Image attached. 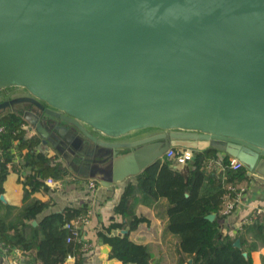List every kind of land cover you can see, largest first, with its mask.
<instances>
[{"label":"water","instance_id":"95a60500","mask_svg":"<svg viewBox=\"0 0 264 264\" xmlns=\"http://www.w3.org/2000/svg\"><path fill=\"white\" fill-rule=\"evenodd\" d=\"M8 113L106 188L170 146L264 182V0H0Z\"/></svg>","mask_w":264,"mask_h":264},{"label":"trees","instance_id":"16d2710c","mask_svg":"<svg viewBox=\"0 0 264 264\" xmlns=\"http://www.w3.org/2000/svg\"><path fill=\"white\" fill-rule=\"evenodd\" d=\"M0 124L5 128L0 133V194L10 171L23 172L20 182L24 190L22 204L14 215L10 214L13 207L0 199V240L6 247L28 252L29 264H82L86 251L73 231L83 232L84 225L76 227L72 221L85 215L88 206L67 205L38 219L48 202L31 197L34 191L47 188L48 177L63 179L70 171L57 154L49 155L36 148L42 143L41 138L36 133L26 134L21 116L8 113L0 118ZM219 152L210 147L195 150L193 158L182 163L164 155L136 174L135 181L125 185L114 206L122 221L101 224L96 230L101 240L110 244L109 256L123 263L152 264L148 246L129 238V232L146 220L134 211L141 195L146 203L166 198L167 229L178 237V250L188 258L187 264H250L243 252L255 245L247 246L243 232L252 229L261 238L264 213L257 212L250 223L235 233L222 231L219 220L225 217L222 210L228 185L243 187L251 177L243 165L231 168L227 154L221 158V168L214 167ZM209 214H214V218L210 219ZM126 228L128 231L121 233ZM236 239L240 245L235 244ZM69 257L74 258L72 263H66Z\"/></svg>","mask_w":264,"mask_h":264},{"label":"crops","instance_id":"0c3cea01","mask_svg":"<svg viewBox=\"0 0 264 264\" xmlns=\"http://www.w3.org/2000/svg\"><path fill=\"white\" fill-rule=\"evenodd\" d=\"M23 127L26 128L27 135L34 132L32 129H28L27 124ZM36 148L49 155L55 154L49 144L40 143ZM16 150V147L13 148L14 152ZM21 151L24 152L25 148ZM222 156L223 154L217 153V158L213 163L217 169L221 168ZM22 174L23 172L10 171L2 182L3 192L0 195L3 196V199H0L13 207L10 210L11 215H14L22 204L24 195L23 185L20 182ZM69 174L73 178H66L61 187L47 184L45 180L47 188L36 190L31 194L32 198L48 202L37 218L59 211L67 205L82 206L86 204L90 214L88 221L83 226V234L89 242V247L85 250L82 264H124L116 257L109 256L111 246L101 240L96 234V230L101 224L122 221L121 214L114 211V206L125 185L129 181H135L134 176L126 177L123 181L115 184L113 188H106L98 183L94 189H90L87 185L88 178L79 177L71 172ZM166 205L167 200L164 197L146 203L142 196L138 195L134 211L137 215L144 216L146 220L140 222L135 229L129 232V238L135 243L148 246L152 264H187L188 258L178 250V237L167 229ZM257 212L264 213V182L251 177L233 212L219 220L222 231L235 233L237 229H242L243 225L250 223ZM32 223L35 224L36 220H33ZM243 234L247 246L255 245L249 251H247L248 249L244 251L249 257L250 264H264V233H261L262 237L260 238L255 235L252 229H244ZM0 255L3 264H29L27 263L28 252L17 247L0 248ZM73 261V257L66 259V263Z\"/></svg>","mask_w":264,"mask_h":264},{"label":"built area","instance_id":"2783aa9c","mask_svg":"<svg viewBox=\"0 0 264 264\" xmlns=\"http://www.w3.org/2000/svg\"><path fill=\"white\" fill-rule=\"evenodd\" d=\"M4 129H5L4 125L0 124V133L3 132ZM33 133L34 132H32L31 134ZM194 151L195 150L189 148H182V147L174 148L173 146H170L167 148L164 155L167 157H174L176 161L182 163L187 160H191L193 158ZM0 160L1 161L3 160L1 149H0ZM229 166L231 168H238L242 166V163L236 157L229 156ZM68 177L73 178V176H70V174L66 175L63 179H58V180L49 177L46 179V183L54 187H61L64 183V180ZM87 185L90 189H94L96 185H98V183L93 179H88ZM227 189H228V193L224 199V208L222 210V213L225 215V217L231 214L235 209L236 203L242 197V194L245 190V186L236 188L233 185H228ZM89 214H90V210L88 209L85 215H79L76 219L72 221V224H74L76 227H78L79 225L81 226V224L84 225L88 221ZM67 226L69 227V225ZM73 232L78 239L83 241L82 247L84 250H86L89 247V242H87V240L85 239L83 232L78 230ZM0 248L6 249V246L3 244L1 240H0Z\"/></svg>","mask_w":264,"mask_h":264},{"label":"flooded vegetation","instance_id":"af4514ba","mask_svg":"<svg viewBox=\"0 0 264 264\" xmlns=\"http://www.w3.org/2000/svg\"><path fill=\"white\" fill-rule=\"evenodd\" d=\"M9 95H10V94H8V93L6 94V93H5V94H4V97L2 98V100L5 99V98H7V97H9ZM28 107L30 108V107H32V106L29 105ZM45 119H50V118H49V117H45ZM50 121H51V119H50ZM52 121L55 122V123H58V124H61V123H62L63 125H67L66 123L62 122V120H59V119H54V120L52 119ZM49 137H50V136H47L45 139H50L51 137H50V138H49ZM55 154H57V153L55 152ZM57 155H58V154H57ZM58 157H59V156H58Z\"/></svg>","mask_w":264,"mask_h":264},{"label":"rangeland","instance_id":"374dc122","mask_svg":"<svg viewBox=\"0 0 264 264\" xmlns=\"http://www.w3.org/2000/svg\"><path fill=\"white\" fill-rule=\"evenodd\" d=\"M52 151V150H51ZM221 155L223 154L224 155V153L223 152H219Z\"/></svg>","mask_w":264,"mask_h":264}]
</instances>
